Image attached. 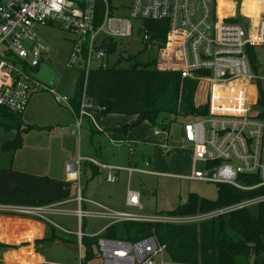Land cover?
Instances as JSON below:
<instances>
[{
	"label": "built area",
	"instance_id": "1",
	"mask_svg": "<svg viewBox=\"0 0 264 264\" xmlns=\"http://www.w3.org/2000/svg\"><path fill=\"white\" fill-rule=\"evenodd\" d=\"M150 22L161 24L162 42L161 34L147 25ZM37 25L54 26L74 37L66 67L81 68L83 89L77 110L53 85L46 86L30 76L46 63L49 52L34 34ZM105 40L136 43L138 51L152 55L157 71L208 83V112L184 124L180 136V142L190 148L191 174L186 178L241 191L264 188V106L258 104L264 78L257 76V60L250 61V51L254 54V48L264 47V0H0V108L21 115L31 97L48 93L56 104L71 110L79 130L83 119L91 118L92 105L85 97L89 75L112 65L116 57L103 48ZM214 93L218 95L216 105ZM253 112L258 114L250 115ZM152 133L155 137L166 133L161 145L166 149L168 131L154 129ZM81 161L105 172L108 183L118 181V172H125L128 181L134 173L148 174L132 166L118 168L79 158L77 167L65 166L66 174L76 182L74 210L64 204L0 205V214L31 217L51 226H55L51 216L73 217L80 250L86 219L109 225L130 221L188 224L264 202L262 194L207 214L146 217L139 213L140 193L128 187V210L115 211L83 198ZM242 176L256 182L246 185L240 181ZM96 249L102 264H176L166 259V246L155 235L136 242L100 237Z\"/></svg>",
	"mask_w": 264,
	"mask_h": 264
},
{
	"label": "trees",
	"instance_id": "2",
	"mask_svg": "<svg viewBox=\"0 0 264 264\" xmlns=\"http://www.w3.org/2000/svg\"><path fill=\"white\" fill-rule=\"evenodd\" d=\"M98 9L102 10V5ZM147 25L161 34L159 38L162 42L164 30L161 33V24L150 22ZM122 44L113 40L103 42L106 52L116 56L117 60L105 69L91 72L85 92L87 102L101 114L135 117L132 123L120 125L113 132L127 136L144 123L169 131V124L165 123L168 117L198 119L208 112L207 82L182 79L175 73L157 71L152 55L143 51L129 54ZM124 54L127 58L123 57ZM138 57L145 59L139 60ZM250 61H256L252 50ZM122 62L125 66H121ZM82 89L81 75L76 96L71 100L75 110L79 108ZM258 91V104L264 106V91L260 86ZM20 118V115L0 108V127L5 131L17 132L14 140L3 144V152H14L21 147L22 133L29 130V127H24ZM158 119H161L160 124H157ZM90 167L93 175L100 174L98 168L92 165ZM240 181L246 185L256 182L248 176L240 177ZM19 191L24 190L18 188L15 192ZM216 191V201L192 194L176 210L160 215L184 217L207 214L264 194V188L241 191L225 184H216ZM47 226L49 227L48 224ZM152 235L166 246L168 261L176 264H264V202L188 224L131 221L116 223L106 228L100 236L82 237L81 248L85 254L82 262L86 264L88 260L97 257L93 247L100 237L136 242ZM55 240L70 242L52 228L42 241Z\"/></svg>",
	"mask_w": 264,
	"mask_h": 264
},
{
	"label": "crops",
	"instance_id": "3",
	"mask_svg": "<svg viewBox=\"0 0 264 264\" xmlns=\"http://www.w3.org/2000/svg\"><path fill=\"white\" fill-rule=\"evenodd\" d=\"M47 58L48 55L44 58V62L47 61ZM43 96L48 97L44 98ZM49 98L53 100V97L48 93H41L31 97L27 109L20 115L24 127L28 126L30 131L34 130L38 132L39 139L33 142L23 140L21 147L16 151L4 152L7 153L8 160L3 163L0 162V170L2 171L0 173V205L45 206L53 204H74L76 198V182L71 175L66 174L65 166L66 164H71L77 167L76 162L79 158H93L98 163L112 167L123 168L132 166L137 170H142L138 169L132 163L131 159L134 156L132 147H129L126 165L121 166L122 162H118L117 160V156L121 155V151L109 152L107 143L105 142L108 137L111 144L117 142L126 144L127 141L124 139L128 135L124 136L113 131L120 125L132 123L133 119L124 115H103L99 111L91 110L90 114L92 115L90 119L92 123L88 122V126L92 136L94 133H97L102 135L100 138H104L103 140L100 139V144H97V147H95L92 139L87 144L88 129L83 128L85 119H83L81 127L78 130L75 127L71 110L65 105H58L56 103V109L49 108ZM71 106H73L72 102ZM90 119L87 120L89 121ZM24 123H28L29 125H25ZM1 130L4 129L0 127V145L12 141L16 137L17 132L15 130H4L6 132L4 135H2ZM82 131L85 139L84 143H81L80 138ZM134 131L132 134H135ZM130 142L132 143L127 142V144H139V142L133 140ZM9 157L12 159L11 161ZM80 168L83 173L79 182L80 187L84 179L86 181H92L105 173L99 171V175H93L90 165L85 161H81ZM146 172L148 175L154 174L150 171ZM134 174H132L130 179H132ZM120 175L126 176L125 188L127 190L130 187V179L128 181V175L125 172L117 173L118 181L115 183L119 182ZM18 188L24 191L15 192ZM126 190L124 198L118 204V207L122 209H115L109 206L107 204V195L104 200H89L115 211H127L128 209L125 205ZM84 208L87 209L90 206L84 204ZM63 217L61 215L58 216V218ZM51 220L52 218H50ZM100 221L104 223V226L99 232L92 235L84 234L83 224V237L100 236L110 226L108 222ZM53 224L55 226L49 225V228L46 223L31 217L0 214V264H79L80 261L83 263L82 258L85 257V254L82 248L80 250L78 248L76 235L78 231L68 233L57 224ZM51 228L58 233L61 232L60 234L65 236L70 242L64 243L59 241L61 244L57 248L53 244L58 240L43 242L42 240ZM62 246L67 248L66 251H59ZM96 250L95 245L93 251ZM99 260L98 257H95L88 260L86 264H96Z\"/></svg>",
	"mask_w": 264,
	"mask_h": 264
},
{
	"label": "rangeland",
	"instance_id": "4",
	"mask_svg": "<svg viewBox=\"0 0 264 264\" xmlns=\"http://www.w3.org/2000/svg\"><path fill=\"white\" fill-rule=\"evenodd\" d=\"M33 31L40 43L49 51L46 63L55 73V79L53 81L54 91L61 97H67L69 100H73L76 96L77 84L81 77L80 67H76L75 69H68L66 67L72 48V40L74 39L73 35L54 26L37 25ZM125 42L126 43H123L121 46L124 47L125 50L130 49L128 51L129 54H134L140 49V46L136 43L130 41ZM254 55L260 65L256 71L257 76L264 78V47L254 48ZM138 59L144 60L145 58L138 57ZM113 60L116 61L117 57H114ZM121 66H125V63L122 62ZM43 97L47 98L48 96ZM217 98L218 95L214 93V99ZM48 107L57 108L55 102L51 98H49ZM91 110L97 111L94 106H92ZM257 114V112H253L250 115L255 116ZM42 116H44V114H42ZM42 116L40 115V117ZM128 117L133 119V121L135 120L134 116ZM160 120L161 119L157 120V124L161 123ZM189 120V118L183 116L175 119L168 117L166 119L165 123L169 124L166 149L161 147L164 143L166 133L162 134L161 138L155 137L152 131L154 129L159 130V127L157 125L152 127L148 123L142 124L136 131H134L136 135L132 134V132L128 134L126 139H124L129 143H132L130 141L133 140L139 142V144L131 145L127 144V142L126 144H122L121 142L111 144L108 137L107 140H105L109 152H116V150L121 151V155L117 156L118 162H122L121 166L126 165L129 147H132L134 151V156L131 159L133 165L138 169L154 173L149 175L134 174L129 181L131 189L140 193V204L143 209L142 211H139V213L143 216L150 217L161 213L172 212L176 210L178 206L185 204L188 196L192 194L209 201H216L217 199L218 195L215 183L194 181L186 178L191 174L190 148L180 142V136L183 125ZM88 122L92 123V120L90 119L88 121L85 119L83 122V128L88 129L87 144L92 139L93 144L97 147V144H100V139L103 140L104 138H100L102 135L97 133H94L92 136ZM25 125L29 124L26 123ZM1 133L4 135L6 132L1 130ZM80 138L82 141L81 143H84L85 139L83 131L81 132ZM38 139L39 134L34 130H28L22 134V141L26 140L27 142H33L38 141ZM137 139L139 140L137 141ZM2 145L3 143L0 145L1 163L8 160L7 153H4L2 150ZM9 160L11 161L12 159L9 157ZM0 173H2L1 170ZM104 177L105 173L96 177L92 181H86L84 179L81 182L83 198L104 200L107 195V204L109 206L115 209H122L118 207V204L122 201L125 195L126 176L120 175L119 182L115 184L106 183ZM109 197H111V199H109ZM230 206L232 205L224 208ZM63 207L75 209L76 203L64 205ZM50 218H52L51 221L53 223L57 224L61 229L66 230L68 233L78 231V224L73 217L64 216L63 218H58V216H51ZM82 223L84 224V234L89 235L99 232L104 226V223L98 219H86ZM60 244L59 241H56L53 245L57 248ZM66 249L65 246H62L59 251H66ZM98 263L102 264L100 260Z\"/></svg>",
	"mask_w": 264,
	"mask_h": 264
},
{
	"label": "water",
	"instance_id": "5",
	"mask_svg": "<svg viewBox=\"0 0 264 264\" xmlns=\"http://www.w3.org/2000/svg\"><path fill=\"white\" fill-rule=\"evenodd\" d=\"M124 58H127V55H123ZM30 76L37 80L38 82L51 87L55 79V73L47 63H42L36 72H31Z\"/></svg>",
	"mask_w": 264,
	"mask_h": 264
},
{
	"label": "bare ground",
	"instance_id": "6",
	"mask_svg": "<svg viewBox=\"0 0 264 264\" xmlns=\"http://www.w3.org/2000/svg\"><path fill=\"white\" fill-rule=\"evenodd\" d=\"M217 94V93H216ZM216 101L217 99H214V96H213V104L216 105Z\"/></svg>",
	"mask_w": 264,
	"mask_h": 264
}]
</instances>
